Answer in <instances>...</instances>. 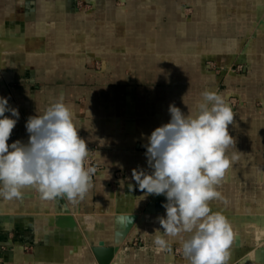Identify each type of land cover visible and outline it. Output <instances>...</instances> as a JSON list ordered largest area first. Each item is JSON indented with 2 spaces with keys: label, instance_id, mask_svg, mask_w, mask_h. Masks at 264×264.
Returning a JSON list of instances; mask_svg holds the SVG:
<instances>
[{
  "label": "crops",
  "instance_id": "crops-1",
  "mask_svg": "<svg viewBox=\"0 0 264 264\" xmlns=\"http://www.w3.org/2000/svg\"><path fill=\"white\" fill-rule=\"evenodd\" d=\"M78 1L87 3L88 0H0V32L7 34L6 40L0 41V97H7L9 106L17 108L20 114L8 143L20 140L26 144L27 119L42 115L62 96L75 114L78 135L86 141L89 150L96 149L92 156L99 167L88 193L76 203L62 197L43 200L32 187L18 199L9 201L0 197V264H105L107 254L115 247L116 232L124 229L119 222L121 217L138 215V221L121 244L124 246L134 240L152 239V234L148 233L145 238L138 232L137 224L142 215L166 214L165 209L156 212L157 201L163 199L166 203V197L140 191L132 179V170L152 172L145 155L147 137L157 127L170 122L169 100L158 97H172L171 104L175 101L174 105L185 113L183 86L177 82L176 87L170 88L175 83L169 82L170 78L178 81L183 77L175 73L170 76L167 70L171 61L180 62L178 56L188 51L184 49L186 45H172L176 50L170 51L165 42L153 45L151 39H121L119 9L109 17L105 10L108 2L96 0L95 10L86 12L80 8V3L77 7ZM163 1L164 6L168 4ZM164 6L160 7L163 15L167 13ZM137 9L142 15L149 14L148 7L137 8V4L129 10L136 16ZM106 16L116 27L108 31L114 37L110 42L104 41ZM77 21H81V26L73 27ZM57 24H66V35L61 42L48 35ZM91 31L96 33L89 41ZM25 35L35 36L33 41L28 40V46L22 39ZM88 52L95 53L91 60ZM189 53L197 54V61L201 62L200 52L190 50ZM208 53L211 52L201 53L204 54L202 60ZM216 56L217 53L208 55L212 59L207 61L215 65ZM245 62L249 75L234 73L233 85L229 82L231 74L228 76L225 70L216 75L209 73V77L211 75L215 82L224 81L227 100L237 96L249 102L254 98L262 101L263 89L258 87L256 95L247 97L248 88L255 83L248 81L251 69L247 59ZM95 64L100 67L95 68ZM206 68L210 69V65ZM5 115L15 119L9 112ZM244 169L240 168L234 175L226 172L223 182H233V176L239 182H252L247 176H239L240 172L247 175L254 172ZM255 175L259 177L255 172L252 177ZM123 181L133 187L132 194L126 191V196L136 200L130 213L121 210L115 200L114 194L119 192ZM142 197L147 198L145 204L140 202ZM220 205L232 207L227 202ZM226 213L235 215L234 211ZM86 215L101 219L100 228L91 236L80 224L86 222ZM186 238L188 236H178L177 240ZM240 260L230 264H238Z\"/></svg>",
  "mask_w": 264,
  "mask_h": 264
},
{
  "label": "clouds",
  "instance_id": "clouds-1",
  "mask_svg": "<svg viewBox=\"0 0 264 264\" xmlns=\"http://www.w3.org/2000/svg\"><path fill=\"white\" fill-rule=\"evenodd\" d=\"M201 96L191 114L169 105L170 122L147 137L145 155L152 172L133 169L132 179L145 194L166 197V214L157 217L160 228L152 233L156 246L167 250L166 237L186 233L180 242L186 264H228L233 228L224 215L213 212L211 202L219 196L215 186L237 158L226 155L236 145L229 133L235 115L226 96L210 90ZM19 115L7 97H0V197L18 199L22 189L32 187L43 200H83L94 170L84 167L90 150L63 97L27 119L26 144H9Z\"/></svg>",
  "mask_w": 264,
  "mask_h": 264
},
{
  "label": "rangeland",
  "instance_id": "rangeland-1",
  "mask_svg": "<svg viewBox=\"0 0 264 264\" xmlns=\"http://www.w3.org/2000/svg\"><path fill=\"white\" fill-rule=\"evenodd\" d=\"M94 1L96 2V0H88L87 3L85 1H78L77 7H79L80 3V8L84 9V11H94L96 8ZM103 1L109 3L105 9L106 13L110 14L109 17L115 14L116 10L119 9L117 18L120 21L121 29H123L121 32V39H151L153 45L165 42L168 44V50L170 51L176 50L172 45L184 44L186 45L184 49L188 51L191 50L192 52H200V56H198L200 58L202 57L201 62L197 61V54L194 53V56L193 53L187 54L188 51H186V53L178 56L180 60L179 63L171 61L168 65L167 71L168 73L170 72V76L172 73H175V76L178 74L180 78L181 76L183 77V79L181 78L178 81L177 79L170 78L169 82L172 83L173 81V84L175 83L174 85H170V88L176 87L177 82L179 86H183L185 91V114L189 113L191 110H195L197 103L202 100L201 93L205 90L214 91L225 96L224 93L227 90V86L224 84V81L215 82L211 75V78L209 77V73L215 74L225 70L228 72V76L231 72L239 75L247 74L248 76L249 73L247 70L245 71L244 68V65H247L244 56L248 54L247 57H250L251 53L256 56L258 55L259 68L261 69L260 74H253L252 76L251 73L253 70L248 62L251 69V80L248 81L249 83L258 84L257 86L253 84V86L248 88L249 96L247 97L256 95L258 89H263L261 91L262 101H260L259 98H254L249 102L246 98L242 100L237 96H232L227 100V103L230 104L235 115L233 124L229 125V133L236 140V145L230 146L226 154L235 155L237 157L235 160H231L227 174L234 175L240 171V168H245L244 170L254 171L255 174L258 173L259 177L256 175L252 177L254 172H249L248 175L244 172H240L239 176L241 178L242 176H247L249 180H252V182L249 183L245 182V180L244 182H239L235 176H233V182L228 180L229 182L226 183L223 182V177L215 186V190L219 193V196L211 202V207L213 212L218 213L224 210L225 212L234 211L235 214H242L243 211H251L252 208L256 211L264 212L261 208L258 209L264 205L262 201L264 200V125L262 126L261 124L264 123V120L261 119L264 118V0H166L168 4L165 6L163 0ZM136 4L137 8L141 6L148 7L149 14L146 16L142 15V12H140L141 10L137 9V15L134 16L133 10L129 9L136 6ZM161 6H164L167 11L164 15L161 14ZM106 18V36L104 41L110 42L114 37L113 34L110 35L108 31L116 27L113 21H109L108 16H106ZM97 25H95L94 28L97 27ZM72 26H81V21L75 22ZM145 27L147 29L146 31ZM95 33V31L89 32V41L93 39V34ZM48 35L57 42L63 41L66 35V24H57L54 30ZM205 50L211 52L208 53L209 56L217 53V61H213L217 66L212 65L209 60L207 61L208 58L212 59V57H208V55L202 60L204 54L201 53H203V51L205 52ZM243 50L246 51L244 52ZM248 50L249 52L246 53ZM87 54L90 60L95 55L93 52H88ZM231 58L232 60L230 61ZM218 59H220L221 62H219ZM153 60H155V58ZM222 64L227 65L220 68L219 66ZM206 65H210V69L206 68ZM126 66L128 67L129 64ZM94 67L97 68L100 67V65L95 64ZM163 70V72H166L165 68ZM153 86L154 88L157 87L155 84ZM158 98L164 101L169 100V103L167 102L168 105L172 103V97H168L169 99H167V97L159 96ZM123 189L132 194V184L123 181L119 192L114 194L115 200L121 210H126L130 213L135 208L136 200L132 197L130 200L121 199ZM26 190L27 188L22 189L21 195L27 194ZM146 201L147 198H140L141 203L145 204ZM223 202L231 204L232 207H221L220 203ZM164 203L165 201L163 199L157 201V213H161L160 210L164 209L162 207ZM133 215L137 214L132 213L121 217L119 219L120 224L124 225L125 218ZM158 216L163 215L146 213L141 216L137 224V229L143 237L146 238L148 233L152 234L155 229L160 228L157 220ZM84 217L87 218V220H85L86 222L80 224L91 236L97 228H100L101 219L97 216L86 215ZM80 218L81 217L78 219L80 220ZM161 231H163V229H161ZM180 236L187 237L189 234L181 233ZM151 237L152 239L150 240H134L131 243L124 244V246L121 245L124 240H122L121 243H117L115 239V247L120 244V249L116 251L112 257L108 258L105 264L116 263L117 255L123 249L126 250V256L132 255L133 253L129 248L133 249L136 253H140L143 249L146 250L148 253V255H146V264H155L159 254H171L172 252L176 264H186L182 256L181 246H177L181 245V240L178 241L177 237H168V239L166 237L169 242V248L167 250H162L153 243V234ZM249 248L250 246L247 245L246 249ZM244 258H242L238 264H242ZM230 263L232 262H228V264Z\"/></svg>",
  "mask_w": 264,
  "mask_h": 264
},
{
  "label": "bare ground",
  "instance_id": "bare-ground-1",
  "mask_svg": "<svg viewBox=\"0 0 264 264\" xmlns=\"http://www.w3.org/2000/svg\"><path fill=\"white\" fill-rule=\"evenodd\" d=\"M1 33L2 32H0V41H2V39L3 40L5 39L4 36H7V34L5 33L1 34ZM25 36L22 39L25 41V45L28 46L29 45L28 40L33 41L35 36H29V35H25ZM248 52L249 50L246 53ZM247 56L248 54H246V56L244 57L250 63V66L253 70V72L251 73L252 76L255 73L260 74L261 70L259 69L258 55L256 56L251 53L250 57H247ZM229 82H230V85L231 84L233 85V83L236 82V76L234 75V72H231ZM130 198L131 197L126 196V190L123 189L121 199L130 200ZM260 208L264 210V205L262 207H259V209ZM220 213L224 215L229 222L232 223L231 226L234 232V243L231 249L229 250L230 255H229L228 262H235L245 257L243 260V264H264V212H259L252 208L251 211H248V210L243 211L242 214L230 215L229 213H226L224 210H222ZM126 222L127 221L125 218L124 226L126 225ZM118 232L119 231H117V233ZM116 235L117 236L115 239L117 240V243H121L122 242L121 236H118V234ZM119 245L120 244L116 245V247L113 249V252L110 255L107 254L106 258L104 257L105 261H107L108 258L112 257L115 254V252L120 249ZM247 245L250 246L249 249H246ZM125 251L126 250L123 249L121 250V252H119V254L117 255L116 263L118 264H146L145 262L146 255H148L146 250L143 249L141 250L140 253H136L133 250L132 251L133 254L129 256H126ZM155 264H176L174 260L173 252L171 254H159L158 259L156 260Z\"/></svg>",
  "mask_w": 264,
  "mask_h": 264
},
{
  "label": "water",
  "instance_id": "water-1",
  "mask_svg": "<svg viewBox=\"0 0 264 264\" xmlns=\"http://www.w3.org/2000/svg\"><path fill=\"white\" fill-rule=\"evenodd\" d=\"M138 220V216L137 215H133V216H127L126 217V225L124 227L123 230L119 231L117 234L118 236H121L122 240L125 239V237L128 235V233L130 232V230L132 229L134 223Z\"/></svg>",
  "mask_w": 264,
  "mask_h": 264
},
{
  "label": "built area",
  "instance_id": "built-area-1",
  "mask_svg": "<svg viewBox=\"0 0 264 264\" xmlns=\"http://www.w3.org/2000/svg\"><path fill=\"white\" fill-rule=\"evenodd\" d=\"M96 149H91L89 157L85 160L84 162V167L86 169H93L94 171L91 173L92 179L95 178L97 172L99 171V167L95 164V161L93 159V153L95 152Z\"/></svg>",
  "mask_w": 264,
  "mask_h": 264
}]
</instances>
